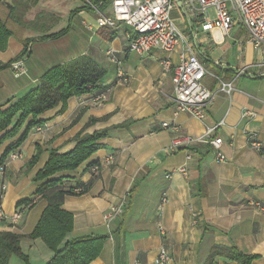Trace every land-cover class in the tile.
<instances>
[{"label":"crops","instance_id":"obj_1","mask_svg":"<svg viewBox=\"0 0 264 264\" xmlns=\"http://www.w3.org/2000/svg\"><path fill=\"white\" fill-rule=\"evenodd\" d=\"M13 1L0 0L2 17L8 13L6 4ZM107 4L105 14L110 1ZM95 18L93 9H80L64 34L48 39L9 25L13 34L0 50V103L21 97L46 71L81 55L106 70L99 93L70 97L61 112V103L44 111L39 116L43 124L32 127L12 151L15 157L10 152L0 166V209L8 217L0 220V232L18 235L19 248L27 256L24 261L12 254L8 264L49 262L53 252L41 239L28 236L46 199L37 197L17 221L9 217L19 200L33 196V177L49 149L69 151L78 133L102 129L109 132L101 148L75 170L54 175L65 187L89 183L85 193L65 195L61 204L73 216L66 239L103 237L98 256L88 264H156L161 246L169 252L167 264H235L222 256L211 262L214 246L234 247L255 255L250 264H264V211L257 206L264 208V45L253 47L239 26L228 35L197 29L196 50L208 71L204 86L216 89L222 80L232 87L230 93L218 92L205 117L198 119L176 111L170 99L179 48L131 53L125 24L101 29ZM180 21L190 30L184 16ZM27 38L32 40L19 58L24 72L15 75L10 64ZM164 58L170 61L168 70L161 65ZM119 71L125 81L119 79ZM244 110L254 117H241ZM214 137L221 139L224 160L216 158L210 143ZM15 140L4 142L0 155ZM37 150V160L28 166ZM107 156H112L109 164L104 163ZM121 201L123 211L112 213L111 207Z\"/></svg>","mask_w":264,"mask_h":264},{"label":"trees","instance_id":"obj_2","mask_svg":"<svg viewBox=\"0 0 264 264\" xmlns=\"http://www.w3.org/2000/svg\"><path fill=\"white\" fill-rule=\"evenodd\" d=\"M108 1L111 0L95 2H101L103 6ZM36 3L37 0H14L12 4H6L8 9L6 18L0 15V50L6 49L8 38L13 34L8 20L21 28L38 33L37 39L58 37L68 30L67 25L66 28L57 32L48 33L51 29L40 19L41 16L38 13L33 18L28 17V9ZM80 9L83 7L75 9L73 13ZM30 40L32 39L24 40L23 49L16 59L22 58L26 53V44ZM105 74L106 70L99 67L90 57L81 55L46 71L39 79L38 85L21 97L0 103V147L4 142L16 138L0 155V166L3 165L8 154L21 145L32 127L43 124L44 119L39 116L44 111L61 103L59 109L61 112L65 109L70 97L85 93H99ZM108 132L109 129L92 133L80 132L75 136V144L71 150L58 152L56 149H49L45 164L33 177L36 183L33 196L17 202L16 206L23 211L30 207L37 197L46 199L47 204L28 236L41 239L53 252L47 264H88L99 254L103 237L83 236L66 239L67 234L72 230L73 216L61 207L65 195L85 193L89 183H77L76 186L65 187L62 178L54 177V175L61 171L75 170L92 153L102 147L101 141ZM39 152L37 150L33 155L28 166L37 160ZM78 187L80 190L76 191ZM18 240L19 236L14 233L0 232V264H8L12 254L27 261V256L19 248ZM216 256H222L230 262L234 261L235 264H250L255 258V255L243 254L229 246H214L210 261L212 262Z\"/></svg>","mask_w":264,"mask_h":264},{"label":"built area","instance_id":"obj_3","mask_svg":"<svg viewBox=\"0 0 264 264\" xmlns=\"http://www.w3.org/2000/svg\"><path fill=\"white\" fill-rule=\"evenodd\" d=\"M181 11L186 19L190 34H185L175 23L172 12L176 0H111L109 13L101 11L99 5L91 4V9L96 12V25L99 28L114 27L117 23H123L129 28V50L138 55H144L153 49L172 52L179 48L178 60L173 67L170 82L172 85L171 102L178 112H185L198 119L206 115V108L220 91L230 93V82L219 80L216 89L204 86L202 79L208 73L199 59L196 50V31L203 32L217 29L222 35H228L230 30L239 26L246 34V40L253 47L264 45V0H180ZM212 9V13L210 12ZM163 69L168 70L170 61L161 59ZM260 65V64H259ZM264 65V64H263ZM15 75L24 72L22 59H17L10 64ZM240 70L239 73H242ZM119 79L125 81V74L118 72ZM243 118L254 117V113L244 110ZM167 126V123H162ZM207 129L206 136L211 133ZM178 142H174L177 144ZM218 160H224V155L219 151L221 139L214 137L210 140ZM258 150H262L258 144H254ZM264 152V149L262 150ZM14 152L10 156L15 157ZM189 158V155L187 156ZM112 156H107L104 163L109 164ZM1 168V167H0ZM93 170L98 165L92 166ZM184 170L183 168L181 169ZM125 203L121 201L111 207L112 213H121ZM264 211V208L257 205ZM23 211L17 209L9 219L17 221ZM8 218L0 209V220ZM170 260L168 250L161 246L154 260L156 264H167Z\"/></svg>","mask_w":264,"mask_h":264},{"label":"rangeland","instance_id":"obj_4","mask_svg":"<svg viewBox=\"0 0 264 264\" xmlns=\"http://www.w3.org/2000/svg\"><path fill=\"white\" fill-rule=\"evenodd\" d=\"M95 1L96 0H37V3L30 6L28 9L27 16L33 18L38 13V15L41 16L40 19L45 25H48L51 30H54L53 32H57L58 30L67 27L70 18L74 16L73 12L75 9L82 7L85 9H91L90 3L93 5L100 4ZM107 3H109V1L105 2L103 6H99L101 11L104 10V6H106ZM210 12L212 13V9ZM172 17H174L175 23L179 28L185 32L190 31L188 28H185L180 21L183 17V13L179 7L176 6L174 8ZM8 25L18 27L10 20H8ZM19 30H21V28H19ZM131 53L134 52L132 51Z\"/></svg>","mask_w":264,"mask_h":264},{"label":"water","instance_id":"obj_5","mask_svg":"<svg viewBox=\"0 0 264 264\" xmlns=\"http://www.w3.org/2000/svg\"><path fill=\"white\" fill-rule=\"evenodd\" d=\"M176 5H177V7H179L181 9V1L180 0H176Z\"/></svg>","mask_w":264,"mask_h":264}]
</instances>
